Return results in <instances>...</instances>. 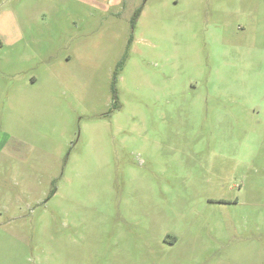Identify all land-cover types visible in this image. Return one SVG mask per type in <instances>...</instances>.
<instances>
[{
  "label": "rangeland",
  "instance_id": "1",
  "mask_svg": "<svg viewBox=\"0 0 264 264\" xmlns=\"http://www.w3.org/2000/svg\"><path fill=\"white\" fill-rule=\"evenodd\" d=\"M0 264H264V0H0Z\"/></svg>",
  "mask_w": 264,
  "mask_h": 264
},
{
  "label": "trees",
  "instance_id": "2",
  "mask_svg": "<svg viewBox=\"0 0 264 264\" xmlns=\"http://www.w3.org/2000/svg\"><path fill=\"white\" fill-rule=\"evenodd\" d=\"M141 8L140 9H137L134 14H133V20L136 19V17L139 15V12H140Z\"/></svg>",
  "mask_w": 264,
  "mask_h": 264
}]
</instances>
